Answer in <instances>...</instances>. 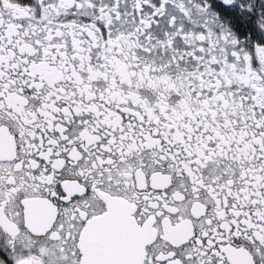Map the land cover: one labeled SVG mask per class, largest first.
Wrapping results in <instances>:
<instances>
[{"label": "snow or ice", "instance_id": "6c2138e0", "mask_svg": "<svg viewBox=\"0 0 264 264\" xmlns=\"http://www.w3.org/2000/svg\"><path fill=\"white\" fill-rule=\"evenodd\" d=\"M0 264H264V0H0Z\"/></svg>", "mask_w": 264, "mask_h": 264}]
</instances>
